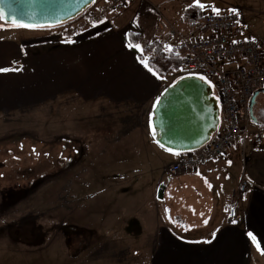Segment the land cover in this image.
Wrapping results in <instances>:
<instances>
[{"label": "crops", "instance_id": "0c3cea01", "mask_svg": "<svg viewBox=\"0 0 264 264\" xmlns=\"http://www.w3.org/2000/svg\"><path fill=\"white\" fill-rule=\"evenodd\" d=\"M154 1L132 0L127 6L133 9L129 18L134 17L122 29L117 28V23L90 22L56 49L31 52L25 43L0 40V68L12 69L0 72V126L19 127L29 121L34 133H40L41 127L48 124L53 128L50 131L58 132L53 139L63 136L67 143H80L85 152L81 160L67 165L71 166L67 173L84 161L95 164L108 150H115L121 163L126 158L130 160L129 168L111 171L109 176L119 182L129 181L134 187L136 210L123 226L127 231L132 226L133 229L129 234L104 233L99 222L81 224V228L101 230L104 235L97 239V245L121 246L120 259L114 260L115 264H264V103L258 105V116L251 120L255 125L252 135L237 139L223 158L171 178L162 173V167L171 159L166 155L169 151L155 141L150 117L155 101L176 74L157 76L145 67L149 56L139 60L143 52L129 45H139L144 50L159 41L167 49H189L207 32L201 24L202 14L216 6L209 5L208 0H199L205 5L203 9L196 7V0L187 6L185 0ZM222 5L220 2L217 8ZM242 20L244 29L238 37L260 40L248 31L244 17ZM130 32L140 35L134 44L128 40ZM47 107L50 111L66 107L69 111L52 120L53 114L49 118L44 113ZM255 137H260L261 142L254 143ZM90 151L97 152L90 155L96 160L88 157ZM154 156L162 157L158 166ZM176 158L173 154L174 162ZM142 159L149 169L143 165L139 168ZM242 182L247 183L243 192ZM147 187L149 203L161 211L166 207L169 213L163 214L156 225L148 223L147 209L139 206L138 196ZM175 195H196L208 206L205 213L209 219H204L200 227L198 223L185 224L170 211ZM231 210L234 222L230 221ZM169 216H174L175 222ZM91 260L90 264L111 262L104 255L95 262Z\"/></svg>", "mask_w": 264, "mask_h": 264}, {"label": "rangeland", "instance_id": "374dc122", "mask_svg": "<svg viewBox=\"0 0 264 264\" xmlns=\"http://www.w3.org/2000/svg\"><path fill=\"white\" fill-rule=\"evenodd\" d=\"M112 1L95 0L79 17L55 27L28 28L0 20V40L25 43L33 52L60 47L73 36L72 33L76 34L90 22L101 20L100 24L112 22L113 26L117 23V28L122 29L134 17L132 15L129 18L133 9H129L127 5L131 1L125 7L115 10L111 9ZM217 1L219 2L216 4L214 0H208L207 3L216 6L214 9L219 12L236 13L243 26L244 17L248 31L260 39L258 41L264 40V0ZM190 2L191 0H185L184 5L187 6ZM220 2L223 5L217 8ZM122 22H125L123 26L120 25ZM179 77L176 74L171 84ZM261 103H264V93L256 98L253 116H258L257 107ZM65 111L69 110L65 107L50 111L47 107L44 113L49 118L53 114L52 120H55L57 114L64 116ZM262 118L264 120L263 113ZM249 127L250 131L255 128L252 121ZM50 130L53 128L50 129L47 124L41 127L40 133H34L29 121L19 127L0 126V264H90L91 259L95 262V259L103 255L111 260L110 264H115L116 259H120L121 246L109 243L97 245V239L104 235L101 230L81 228V224L84 221L99 222L103 225L104 233L126 231L129 234V230L133 229V224L128 231L123 226L136 210L134 187L129 181L119 182L109 176L111 171L129 168L130 160L126 158L121 163L115 150H108L96 160L95 156L90 155L97 152L90 151L88 157L95 158V164L84 161L82 165L75 166L73 172L70 169L67 173L65 171L71 167L67 165L81 160L85 151L80 143H67L63 136L53 139L52 136H56L58 132ZM168 153L166 155L171 160L167 163V157L163 158L166 163L162 167V173L171 178L177 174L170 171L174 160L173 153ZM161 159L162 157H153L155 164ZM140 162L139 168L143 165L144 169H149L148 165L143 164V159ZM185 192L189 193L187 190ZM183 195L174 196L170 211L183 219L185 224L194 226L198 223L197 226L200 227L199 224L204 219H209L210 215L206 216L205 213L208 206L196 195L192 198ZM138 197L139 206L144 205L147 209L149 224L156 225L163 214L169 215L166 207L161 211L149 203L148 187ZM173 217L169 216V220L175 222Z\"/></svg>", "mask_w": 264, "mask_h": 264}, {"label": "built area", "instance_id": "2783aa9c", "mask_svg": "<svg viewBox=\"0 0 264 264\" xmlns=\"http://www.w3.org/2000/svg\"><path fill=\"white\" fill-rule=\"evenodd\" d=\"M132 0H113L111 9L124 7ZM206 34L189 45L184 55L179 76H199L215 92L220 124L216 134L202 148L179 154L170 166L173 174L191 173L207 163L223 158L237 139L251 136L249 103L253 94L264 90V42L255 38L241 39L238 32L244 29L236 13L217 14L208 10L202 16ZM261 138L255 137L254 143ZM246 182L240 185L245 191ZM234 222V210L230 211Z\"/></svg>", "mask_w": 264, "mask_h": 264}, {"label": "water", "instance_id": "95a60500", "mask_svg": "<svg viewBox=\"0 0 264 264\" xmlns=\"http://www.w3.org/2000/svg\"><path fill=\"white\" fill-rule=\"evenodd\" d=\"M95 0H3L2 22L27 25L28 28H49L79 17ZM15 21V23H13ZM259 92L249 103V116ZM150 123L155 141L172 153H187L204 146L217 131L220 109L210 85L198 76L178 78L158 97Z\"/></svg>", "mask_w": 264, "mask_h": 264}, {"label": "trees", "instance_id": "16d2710c", "mask_svg": "<svg viewBox=\"0 0 264 264\" xmlns=\"http://www.w3.org/2000/svg\"><path fill=\"white\" fill-rule=\"evenodd\" d=\"M197 17V19L200 20L201 14L198 13ZM139 38V34L131 32L128 34V40L131 44L136 43ZM187 52L188 49H185L183 46L167 49L159 41H154L145 47L143 53L140 54L138 58L139 60L144 61L145 55H148L149 58L146 59V63L151 68V71L157 76L165 78L171 74H176L179 71L183 57ZM141 55L143 56V59H141ZM262 123H264V120Z\"/></svg>", "mask_w": 264, "mask_h": 264}, {"label": "snow or ice", "instance_id": "6c2138e0", "mask_svg": "<svg viewBox=\"0 0 264 264\" xmlns=\"http://www.w3.org/2000/svg\"><path fill=\"white\" fill-rule=\"evenodd\" d=\"M0 3H3V0H0ZM196 7L203 9L205 7L204 4L200 3L199 0H196ZM214 11L217 12V14H219V10L218 9H214ZM0 19H4V15L2 13V11H0ZM13 23H15V21H13ZM21 27H28L27 25H18ZM129 47H135L138 51H141V53L143 52V50L140 48L139 45H129ZM141 59H143V56L141 55ZM146 68H149V71H151V68L149 67V65L146 63L145 64ZM12 69L9 68H0V72H8ZM199 79L201 81H204V77H199ZM161 103V101L159 100V98H157V100L155 101V104L158 106ZM174 155H178V153H173ZM249 238H251L253 240V242H255V237L252 236L251 232L248 233Z\"/></svg>", "mask_w": 264, "mask_h": 264}]
</instances>
